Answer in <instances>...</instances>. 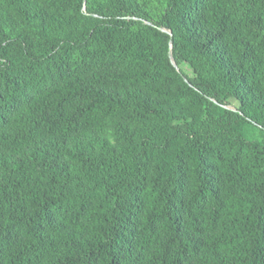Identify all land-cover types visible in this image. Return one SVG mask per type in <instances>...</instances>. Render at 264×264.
I'll list each match as a JSON object with an SVG mask.
<instances>
[{
    "label": "trees",
    "instance_id": "1",
    "mask_svg": "<svg viewBox=\"0 0 264 264\" xmlns=\"http://www.w3.org/2000/svg\"><path fill=\"white\" fill-rule=\"evenodd\" d=\"M0 264H264V0H0Z\"/></svg>",
    "mask_w": 264,
    "mask_h": 264
},
{
    "label": "water",
    "instance_id": "2",
    "mask_svg": "<svg viewBox=\"0 0 264 264\" xmlns=\"http://www.w3.org/2000/svg\"><path fill=\"white\" fill-rule=\"evenodd\" d=\"M172 56V54H170Z\"/></svg>",
    "mask_w": 264,
    "mask_h": 264
}]
</instances>
